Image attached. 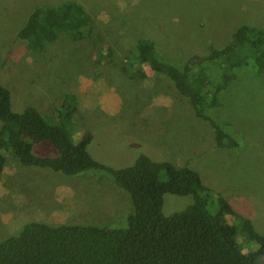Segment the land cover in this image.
I'll return each instance as SVG.
<instances>
[{
	"label": "rangeland",
	"instance_id": "obj_1",
	"mask_svg": "<svg viewBox=\"0 0 264 264\" xmlns=\"http://www.w3.org/2000/svg\"><path fill=\"white\" fill-rule=\"evenodd\" d=\"M66 1L83 7L91 33L78 42L60 35L42 50L27 52L15 34L29 13ZM243 24L264 30V0H0V84L10 92L13 112L31 107L49 124L56 122L62 95L76 93L72 140L88 134L86 151L93 160L114 169L131 165L140 154L185 164L264 236V70L237 71L218 105L206 110L213 122L226 124L238 144L232 149L215 147L210 126L163 77L130 78L133 68L121 70L136 39L152 41L164 59L199 62L209 45L221 46ZM34 146L54 154L44 143ZM3 155L0 240L31 221L125 227L129 199L106 172L67 177L22 167L9 152ZM191 202L190 195L165 194L161 212L169 215ZM207 209L215 214L213 196ZM225 220L241 252L253 250L251 244L241 246L237 220Z\"/></svg>",
	"mask_w": 264,
	"mask_h": 264
},
{
	"label": "trees",
	"instance_id": "obj_2",
	"mask_svg": "<svg viewBox=\"0 0 264 264\" xmlns=\"http://www.w3.org/2000/svg\"><path fill=\"white\" fill-rule=\"evenodd\" d=\"M91 31L83 7L66 1L33 8L15 37L27 52L34 53L60 35L78 42ZM132 68L130 78H145L147 73L163 77L187 99L194 116L210 126L215 147L232 149L238 144L224 129L226 124L213 122L206 110L218 105V95L237 71L264 70V30L239 25L224 44L209 45L199 62L164 59L152 41L139 38L124 55L121 70L128 72ZM77 98L74 92L64 93L56 110V122L49 124L31 107L13 112L10 92L0 84V173L4 152H9L22 167L46 169L67 177L89 170L104 171L129 199L131 212L125 227L26 222L16 233L0 240V264L264 263V236L253 229L248 219L238 217L223 197L212 195L198 174L185 164L155 162L140 154L131 165L114 169L93 160L86 151L88 134L75 143L72 140ZM38 143L49 146L54 154H46L43 146H34ZM165 194L190 195L192 202L164 215L161 207ZM212 196L215 214L207 209ZM226 217L239 223L241 246L251 244L253 250L242 253L236 246V231Z\"/></svg>",
	"mask_w": 264,
	"mask_h": 264
}]
</instances>
